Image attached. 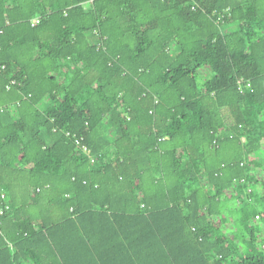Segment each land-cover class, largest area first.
<instances>
[{"label":"trees","instance_id":"16d2710c","mask_svg":"<svg viewBox=\"0 0 264 264\" xmlns=\"http://www.w3.org/2000/svg\"><path fill=\"white\" fill-rule=\"evenodd\" d=\"M1 194L0 264H264V0H0Z\"/></svg>","mask_w":264,"mask_h":264},{"label":"built area","instance_id":"2783aa9c","mask_svg":"<svg viewBox=\"0 0 264 264\" xmlns=\"http://www.w3.org/2000/svg\"><path fill=\"white\" fill-rule=\"evenodd\" d=\"M39 22H40V18H39V17H35V18L31 19L30 22H29V23H30V27H34V26L38 25ZM11 84H13V83H11ZM6 89L8 90V89H9V86H7ZM74 143H75V145H77V146H80V145L82 144V143H81V140H79V139H75V140H74ZM83 151H84L85 153H88V150H87V148H85V147H83ZM248 192H249V191H248ZM0 199H1V201L3 202V206L0 207V214H2V212L8 208V205H7L6 202H5V197H4L3 194L0 195ZM254 220L257 221V220H258V217L256 216Z\"/></svg>","mask_w":264,"mask_h":264},{"label":"crops","instance_id":"0c3cea01","mask_svg":"<svg viewBox=\"0 0 264 264\" xmlns=\"http://www.w3.org/2000/svg\"><path fill=\"white\" fill-rule=\"evenodd\" d=\"M82 141V140H81ZM82 145V144H81ZM77 146V145H76Z\"/></svg>","mask_w":264,"mask_h":264}]
</instances>
